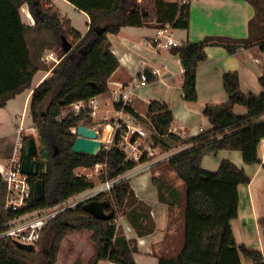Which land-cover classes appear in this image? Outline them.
Masks as SVG:
<instances>
[{
	"label": "trees",
	"instance_id": "16d2710c",
	"mask_svg": "<svg viewBox=\"0 0 264 264\" xmlns=\"http://www.w3.org/2000/svg\"><path fill=\"white\" fill-rule=\"evenodd\" d=\"M70 1L90 17L85 35L72 26L71 19L51 0H0V109L31 89L37 72L49 69L43 60L46 51L56 50L61 58L52 69V75L33 89L29 103V114L40 139L36 158L41 170L38 176L29 177L32 196L26 208L20 211L5 208L7 182L0 173V232L20 214L53 206L93 189L95 181L78 174L77 168L102 164L105 169L101 178L106 181L117 179L136 166L137 163L127 159L126 153L119 148L120 132L114 135L111 147L104 146L94 156L74 152L72 146L77 134L71 129L80 124L92 125L93 118L88 109L78 113L72 109L64 113V109L108 92L109 79L120 65L111 50L108 34H119L128 25L157 29L168 24L176 29H188L190 25V0H151L152 12L137 0ZM247 1L255 9L247 38L206 37L200 42H186L171 49L184 69L185 100L194 102L198 98L197 70L207 59L205 48L208 45H222L232 54L241 47H259L264 52V0ZM25 4L35 21L33 26L23 20ZM223 82L229 101L207 106L204 114L213 128L190 140H183L171 131L174 115L166 102L151 101L145 116L136 113L130 105L115 104L116 109H124L144 124L150 133L148 140L154 147L170 150L192 144L161 164L175 173L186 192L181 204L183 246L175 254L159 255L158 264H264L260 251L237 244L232 229V221L239 215V186L249 184L250 177L228 160L222 161L216 171L202 167L206 154L221 150L240 151L246 164L261 162L264 93L244 94L236 72L226 73ZM260 83L264 88V76ZM237 104L247 107L246 116L235 114ZM38 179L45 183L44 199L34 196V184ZM153 183L158 188L159 199L172 207V191L175 190L178 197L180 192L168 184L166 195L162 177H153ZM92 200L108 201L107 211H113L114 217L109 220L93 218L84 210V204ZM121 215L127 217L139 236L150 234L155 228L149 208L137 201L130 182L122 179L109 194L101 193L57 214L43 228L33 251L21 249L8 237H0V264H57L67 236L83 230L91 231L93 255L86 262L77 259L73 264H98L101 260L137 264L136 243L126 238L117 223Z\"/></svg>",
	"mask_w": 264,
	"mask_h": 264
},
{
	"label": "crops",
	"instance_id": "0c3cea01",
	"mask_svg": "<svg viewBox=\"0 0 264 264\" xmlns=\"http://www.w3.org/2000/svg\"><path fill=\"white\" fill-rule=\"evenodd\" d=\"M51 1L71 19L72 26L79 33L85 35L88 32L90 17L87 12L77 10L70 0ZM137 1L142 2V0ZM169 1L183 2L184 0ZM22 15L25 23L31 26L35 24L27 4L22 7ZM254 15L255 9L247 0H190L189 28L176 29L171 26L170 33L179 46L186 42H200L206 37L245 39L249 32V21ZM158 30L150 26L128 25L124 26L119 34L107 35L111 42V50L120 65L109 79L108 92L95 97L98 108L96 115H91L93 118L91 127L96 130L99 127L104 129V136L102 138L99 136L104 145L105 143L107 146L109 145L112 126L120 116L111 98L112 90L118 88L120 84L125 85L134 81L142 71L147 72L149 82L135 90L133 109L139 115L145 116L151 101L166 102L174 115L171 131L183 140L193 139L213 128L204 111L207 106L223 105L229 101L223 82L226 73H238L240 87L244 94L261 95L264 93V88L260 83V78L264 76V52L259 47L249 49L241 47L232 54L222 45H208L205 48L207 59L200 63L197 70L198 98L194 102L185 100L183 97V66L180 59L173 55L171 50L165 49L155 40ZM157 69L159 72H156ZM51 75V65L48 70L37 72L33 79V87L17 95L8 101L5 108L0 109V136L5 134L21 136L15 127L18 124L17 119L24 113L30 115L29 103L33 89ZM110 107L114 112V117L109 119L104 113H110ZM234 112L236 115L246 116L248 109L237 104L234 107ZM13 121L15 125H13ZM141 124L144 126L143 123ZM141 141L151 143L148 139ZM191 145H180L170 150L155 148L163 153L170 151L176 155L190 148ZM13 151L14 149L10 152V156L5 157L6 152L5 155L0 156V166L7 164L5 160H9ZM225 160L231 161L240 169L245 170L250 177L249 184L239 186V215L232 221L236 242L238 245L243 244L249 249L258 250L264 255V164L261 162L246 164L240 151L221 150L216 154H206L202 161V167L216 171ZM162 163H156L150 168L143 167L126 179L130 182L137 201L149 208L150 217L155 224L153 232L139 236L126 216L121 215L119 218V225L123 228L126 238L134 241L138 248L134 254L137 264H158L159 255L175 254L183 246L181 207L183 182L176 177L174 172L167 171L165 166L161 165ZM103 166L102 164L96 165L90 174L87 173L89 168L84 167L77 168L76 172L95 179L99 168L103 169ZM153 177L160 179L162 177L166 195H168L166 192L168 184L181 192L178 197L171 187L173 190L172 207L159 199L158 188L153 183ZM101 184L102 182L96 183L94 188ZM93 189L81 194H87ZM82 234L84 233L81 231L74 232L64 240L63 246L68 240L73 241L71 243L73 249L69 252V257L64 262L61 261V264H72L74 259L76 260L77 256L81 255L83 248L76 240H82ZM85 236L90 238L91 231L90 233L86 232L84 238ZM92 255L93 247L89 243L85 249V256L89 260ZM98 264L117 263L101 260Z\"/></svg>",
	"mask_w": 264,
	"mask_h": 264
},
{
	"label": "built area",
	"instance_id": "2783aa9c",
	"mask_svg": "<svg viewBox=\"0 0 264 264\" xmlns=\"http://www.w3.org/2000/svg\"><path fill=\"white\" fill-rule=\"evenodd\" d=\"M185 2V1H183ZM171 25H166L165 28L158 30L156 41L163 45L167 50L179 46L178 42L170 33ZM43 60L45 63L52 64V69L60 62L61 58L53 51H46ZM156 72H159L157 69ZM149 82L146 71H142L138 77L125 85H121L113 89L111 92L112 101L115 104H122V106H132L133 95L137 88L145 86ZM72 110L78 113L81 109H88L92 116L96 115L98 102L95 97L88 101H80L71 105ZM119 118L112 126L111 138L109 143L113 142L114 135L120 132L119 148L123 150L127 159L135 161L137 164L134 168L128 170L117 179L106 180L100 186L94 188L87 194L76 195L75 197L55 204L50 207L33 209L23 214L18 215L6 224V228L0 232V237H8L15 243H22L26 245L36 246L41 237V232L47 223L53 219L60 212L73 208L81 202L86 201L93 196L102 192L112 190L114 185L122 180L130 178L135 172L143 167H152L156 163L168 161L173 155V152L158 151L151 143H143V139H148L149 131L140 123L138 118L127 113L124 109H117ZM73 133L76 128L71 129ZM107 143H105L106 145ZM260 160L264 164V138L261 140L260 146ZM22 154L23 143L21 140L17 141L14 151L9 158L6 165L0 166V173L7 182L6 194V209L13 211H20L29 205L32 196V185L29 181V176L22 171ZM145 157V160L143 158Z\"/></svg>",
	"mask_w": 264,
	"mask_h": 264
},
{
	"label": "water",
	"instance_id": "95a60500",
	"mask_svg": "<svg viewBox=\"0 0 264 264\" xmlns=\"http://www.w3.org/2000/svg\"><path fill=\"white\" fill-rule=\"evenodd\" d=\"M77 139L72 146V150L76 153H86L88 155H96L104 147V142L99 137V133L91 125L80 124L76 127ZM38 153L37 145L33 137L25 140L22 154V171L30 176H38L41 170V163L36 158ZM45 168L48 169V163L45 162ZM34 196L36 199H44L45 183L44 180L38 179L34 184ZM108 201L92 200L84 204V210L95 219L109 220L114 217V212H108ZM18 247L26 251H33V245L16 243Z\"/></svg>",
	"mask_w": 264,
	"mask_h": 264
},
{
	"label": "rangeland",
	"instance_id": "374dc122",
	"mask_svg": "<svg viewBox=\"0 0 264 264\" xmlns=\"http://www.w3.org/2000/svg\"><path fill=\"white\" fill-rule=\"evenodd\" d=\"M150 1L151 0H142L141 5H142V7H146V9H148V10H150L152 12V5H151V2ZM152 16L154 17V15H152ZM50 51H53V52H55L58 55V53L56 52V50H50ZM50 65H52V64H50ZM50 65H48V66H50ZM71 109H72V106L67 107L66 109H64V113L70 111ZM110 109H111V107H110ZM104 115H107L108 118L110 119L111 117H114V112L111 109V112L110 113L106 114V112H105ZM17 122H18V124L15 125V122L13 121V125H15L16 131H18L21 134V136L20 137L19 136L16 137L15 134H13V135L5 134L4 136L3 135L0 136V156L5 155V152H6V156L5 157L10 156V154H11L10 152L16 146L17 141L18 140H21L22 143H23V145H24V143H25V140L24 139H26L28 137H33L35 139V142H36V145H37L38 150L40 149V139H39V135H38V132L35 129L36 127L33 124L30 115H28L27 113L26 114L24 113V114L20 115L18 117V119H17ZM30 127L33 128V129H28ZM97 131L99 133V136L102 138V136H104L103 135L104 134V129L102 127H99L97 129ZM112 144H113V142L112 143H109L108 146L107 145L106 146L104 145V146L105 147H111ZM5 157H2V158H5ZM5 161L8 162V160H5ZM5 161H3V162H5ZM95 167L94 168H89L87 170V173L90 174L92 172V170L95 169ZM99 169L100 170H99L97 176H95V179L94 178H91L97 184H100L101 182L102 183L105 182L101 178L102 177L101 174H102V172H104L105 166H103V169L102 168H99ZM78 174L84 175L81 172H79ZM110 192H111V190L110 191H107V192H102V193H105V194L108 193L109 194ZM181 192H182L181 199H183L184 198V195H185V192H186V188H185V185L184 184L182 185ZM181 192H180V194H181ZM97 195H99V194H97ZM97 195L93 196V198L96 197ZM117 223L119 224V219H118ZM182 231H183V234H184V221H183V217H182ZM77 232H80V231H77ZM81 232L84 233V234H82L83 235L82 240L77 239L76 242H78V244L80 243V247L83 248V251H82L81 255H78L77 256L76 260L77 259H82V261L86 262L88 260V258L85 256V249L88 247V244L91 243V242H90V238H88L87 236H85V238H84V235L86 234V232L90 233V231L83 230ZM71 234H73V233H71ZM71 243H73V241L71 242L70 240H68L64 244V246H62V248H61V254L59 255V258L60 259L58 260L57 264H61V261L64 262L66 260V258L69 257V254H70L69 252H71V250L73 249ZM74 243H75V241H74ZM82 244H83V247H82ZM76 260L74 259L73 263Z\"/></svg>",
	"mask_w": 264,
	"mask_h": 264
}]
</instances>
